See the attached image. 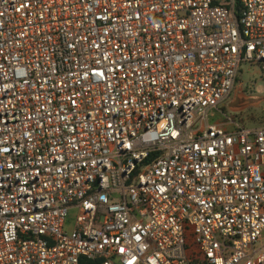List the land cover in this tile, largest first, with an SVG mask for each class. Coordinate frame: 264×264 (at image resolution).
<instances>
[{
	"label": "built area",
	"instance_id": "built-area-1",
	"mask_svg": "<svg viewBox=\"0 0 264 264\" xmlns=\"http://www.w3.org/2000/svg\"><path fill=\"white\" fill-rule=\"evenodd\" d=\"M243 64L264 0H0V264H264Z\"/></svg>",
	"mask_w": 264,
	"mask_h": 264
},
{
	"label": "rangeland",
	"instance_id": "rangeland-1",
	"mask_svg": "<svg viewBox=\"0 0 264 264\" xmlns=\"http://www.w3.org/2000/svg\"><path fill=\"white\" fill-rule=\"evenodd\" d=\"M239 87L243 88L245 94L256 97V101L250 103L246 110L242 112L234 113L229 111V109H224V111L244 127L250 128L264 125V74L259 67L243 64L242 73L237 83V88ZM236 95L237 90L233 93L232 98H235ZM71 217L74 219L73 215Z\"/></svg>",
	"mask_w": 264,
	"mask_h": 264
},
{
	"label": "water",
	"instance_id": "water-1",
	"mask_svg": "<svg viewBox=\"0 0 264 264\" xmlns=\"http://www.w3.org/2000/svg\"><path fill=\"white\" fill-rule=\"evenodd\" d=\"M256 101V97L245 94L242 87L237 88V95L228 105L231 112L237 113L246 110L250 103Z\"/></svg>",
	"mask_w": 264,
	"mask_h": 264
}]
</instances>
